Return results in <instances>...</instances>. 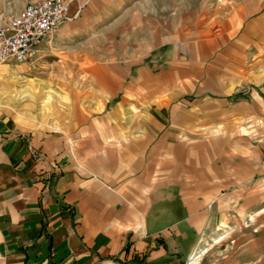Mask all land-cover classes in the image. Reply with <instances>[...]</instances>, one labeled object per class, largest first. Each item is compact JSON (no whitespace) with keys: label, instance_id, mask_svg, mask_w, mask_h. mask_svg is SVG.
Wrapping results in <instances>:
<instances>
[{"label":"crops","instance_id":"0c3cea01","mask_svg":"<svg viewBox=\"0 0 264 264\" xmlns=\"http://www.w3.org/2000/svg\"><path fill=\"white\" fill-rule=\"evenodd\" d=\"M66 1L0 64L79 76L60 128L0 106V264H264V0Z\"/></svg>","mask_w":264,"mask_h":264},{"label":"rangeland","instance_id":"374dc122","mask_svg":"<svg viewBox=\"0 0 264 264\" xmlns=\"http://www.w3.org/2000/svg\"><path fill=\"white\" fill-rule=\"evenodd\" d=\"M0 1H2L0 3V14L5 13L7 15L16 13L17 8H20L25 2V0ZM9 1L12 4L8 5ZM4 3L7 6H4ZM11 5L14 7L10 8ZM178 11L180 13L182 10L179 9ZM62 58L68 60L66 56H62ZM44 68L50 72L47 73L44 70V72L41 71L31 76L22 69H18L16 70V79L9 74L6 75L4 87L0 89V106L6 112H10L12 107L18 109L19 118H30L39 127L60 128L62 123L59 119L60 115L71 113L74 110L72 99H74L75 90L74 88L65 89L59 86L58 82L70 81L71 85H74L79 76L75 78L74 74L55 72L54 65ZM65 76H67V79ZM89 77L90 73H82L80 80L86 82L90 80ZM77 89L81 91L82 95L91 91L90 87L86 85L82 86V90ZM241 97L249 98L247 95ZM120 107L119 105V109ZM251 125H254L256 135L243 137L242 139L247 138V140L252 141L251 144L253 145L264 146V122L260 120L257 122H243L242 128L248 130ZM260 149L262 148L259 147Z\"/></svg>","mask_w":264,"mask_h":264},{"label":"built area","instance_id":"2783aa9c","mask_svg":"<svg viewBox=\"0 0 264 264\" xmlns=\"http://www.w3.org/2000/svg\"><path fill=\"white\" fill-rule=\"evenodd\" d=\"M66 0H30L17 14H0V64L24 63L69 19Z\"/></svg>","mask_w":264,"mask_h":264}]
</instances>
